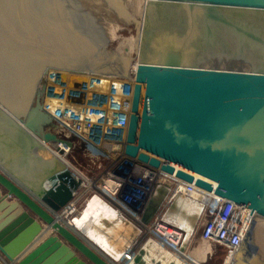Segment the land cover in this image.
I'll return each mask as SVG.
<instances>
[{"label": "water", "instance_id": "1", "mask_svg": "<svg viewBox=\"0 0 264 264\" xmlns=\"http://www.w3.org/2000/svg\"><path fill=\"white\" fill-rule=\"evenodd\" d=\"M114 2L122 4L107 0L106 7ZM140 9L124 152L250 209L255 217L235 264H264V256H254L256 239L264 238V0H141ZM0 15L1 151L16 150L18 135L21 146L43 150L59 138L46 130L52 120L41 103V79L102 72L111 58L122 71L130 53L118 44L105 54V25L97 47L85 40L95 30L84 25L94 6L81 0H0ZM52 163L32 191L24 175L16 178L0 163V254L12 264H118L114 259L135 243L140 226L110 211L90 217L79 232L72 229L44 203L50 198L59 208L70 199L63 179L59 199L45 190V179L65 169L59 160ZM167 191V185L155 188L141 224L151 221ZM168 212L196 226L197 215L182 197ZM88 231L104 241L103 251ZM177 257L147 240L129 264H187Z\"/></svg>", "mask_w": 264, "mask_h": 264}, {"label": "built area", "instance_id": "2", "mask_svg": "<svg viewBox=\"0 0 264 264\" xmlns=\"http://www.w3.org/2000/svg\"><path fill=\"white\" fill-rule=\"evenodd\" d=\"M136 64V60L128 64L122 74L55 72L40 83L43 110L52 120L46 130L59 138L56 145L59 153H64V163L68 165L67 154L75 145L86 152L91 163L87 172L69 166L76 170L75 180L63 176L68 168L65 165L66 169L59 172V182L65 178L70 193L60 213L69 221L67 225L79 232L72 219L80 216L96 197L104 206L109 205L110 211L126 216L141 228L135 243L123 255L131 258L142 243L152 240L158 249L181 257L197 236L222 251L221 264H235L236 254L255 217L251 210L124 152ZM160 185H167L168 191L151 221L141 224L144 207ZM178 196L196 213L194 228L168 212ZM81 198L83 201L78 204ZM0 260L12 264L1 254Z\"/></svg>", "mask_w": 264, "mask_h": 264}, {"label": "rangeland", "instance_id": "3", "mask_svg": "<svg viewBox=\"0 0 264 264\" xmlns=\"http://www.w3.org/2000/svg\"><path fill=\"white\" fill-rule=\"evenodd\" d=\"M81 1H83V3H88V4H91L94 6V19H95V21H100L99 22L100 25H97V23L94 25L95 30L99 29V28H101V30H102V28L105 25V29H103V31H102V36L107 37V40L109 39L106 43V46H105V50H104V51H106L105 54L111 55L110 54L111 52L115 53L114 50L118 46V44H119L118 51H123L121 48L123 47V45H126V46H128V48H127L128 52H126V54L127 55L129 53L130 54L127 57L123 56L122 66L126 67L128 64H131L132 62H134L136 60L135 54L133 53V51L136 50L134 41H135V37L138 33V25H139V21H140V17L138 14H141L140 13L141 9L139 11V8L141 7V0H117V1L121 2L122 4L121 5H119V4L115 5V2H114V3H112L111 8H108V6L106 7L105 1H107V0H99L101 2H104L103 5H101V4L98 5L97 3H95V0H81ZM124 2L127 3L129 6L125 5ZM134 4L136 5L135 9L137 10L138 13L135 12L134 14H136V16H133L131 18V17H129L128 14L132 13L131 9L133 8ZM80 5L83 6V4H80ZM128 17H129V20H128ZM3 18H4V16L0 15V19H3ZM126 20H128V21H126ZM99 39L100 38H98V41H99ZM104 39L105 38L101 39V42H103ZM119 41H120V43H119ZM76 52H80V51H76ZM107 63H108V65L107 64L103 65L104 72L109 71V72H114V74H122L120 68L114 69L115 66H112L113 65L112 64L113 63L112 58L107 60ZM109 63H110V65H109ZM96 67H102V66H100V64H99ZM115 68H117V67H115ZM3 126H4V124L3 125L0 124V130H2ZM6 130H7V128H6ZM8 130H9V128H8ZM15 134H17V133H14V135ZM2 136H3V137H1L2 140L9 138L8 133L2 134ZM16 138L20 141V144L24 143L23 139H21L19 135ZM32 142L34 143L35 141L32 140ZM20 144L18 145V147L16 148L15 151L25 150V147L23 145L21 146ZM47 144H49V146H47L46 150H44V149L43 150H36L34 148H33L34 150H31L29 160L31 159V163L34 164V166L37 165L39 168H43L46 165H48V163L50 164L52 160H56L55 157L50 160V158H52L51 156H54L52 153V151H54V149L51 146H55V144L54 143H47ZM50 144H51V146H50ZM58 154H59V152H57V155ZM10 156H12V154L11 155H5V159L8 160ZM1 157H3V156H0V161H1V159L4 158V157L3 158H1ZM34 157H36L35 160H34ZM48 159H49V161H48ZM46 160H47V162H46ZM66 160L70 163L71 167H75L76 169H81L84 172H87V170H86L87 167L91 166V163H89L88 155L78 145H75L73 148H71V150L67 154ZM15 172L19 173L18 170H15ZM73 173L77 175L75 170L73 171ZM14 175H16V174H14ZM64 183H65V180L63 179L62 184H64ZM78 201H79L78 204H80L83 200L81 198ZM44 203H46L48 206H50L57 213L59 212V214H60V211L62 210L63 206L62 207L59 206V208L56 207V205H55L56 201L55 200L48 198V200L44 201ZM64 220H66V219H64ZM68 224H69V221H68ZM261 224L264 225V219L261 220ZM88 235L91 239H94L98 244H101V245L104 244V241L100 237L95 236L91 231H88ZM193 240H197L195 242V244L197 246H201L200 249H202V250H201V253L200 252L198 253V255H200L198 257L202 260L203 264H221V262H222V257H220L221 252L215 250L212 247V245L198 240L197 236ZM88 241H89V239H88ZM256 244H257L255 247L256 253H254V256L256 258H258L259 256L260 257L264 256V238L256 239ZM93 245L95 246L94 243H93Z\"/></svg>", "mask_w": 264, "mask_h": 264}, {"label": "crops", "instance_id": "4", "mask_svg": "<svg viewBox=\"0 0 264 264\" xmlns=\"http://www.w3.org/2000/svg\"><path fill=\"white\" fill-rule=\"evenodd\" d=\"M35 139V138H34ZM33 139V140H34ZM6 141V140H4ZM35 141V140H34ZM37 143L36 141L33 143L35 144ZM41 145V144H40ZM56 146V144H55ZM25 150H21V151H15V150H11L8 149L7 147V151H1V147H0V153L2 154L3 159H1L0 163L1 165H3L4 167L8 168V172L12 175H14L16 178L17 176H22L24 175V186L25 188H27L28 190L32 191V187H33V183L38 180L43 174H46L47 171L53 166V163L51 161V163L48 165H46L43 168H39L37 165L34 166V164L31 163V159L29 160L30 157V152L31 150H34L31 146H24ZM41 147L46 150L47 146L46 145H41ZM12 152V153H11ZM40 152V151H39ZM9 157L8 160L5 159V155H11ZM36 154V153H35ZM34 154V155H35ZM53 159L54 156H51ZM36 159V157H34V160ZM47 159V158H46ZM58 160V159H56ZM49 161V159H48ZM47 162V160H46ZM60 162L64 163V160H60ZM68 163V162H67ZM64 165L66 166L67 170L70 171V173H73V171L75 169H71L69 166H71L69 163L68 165H66L64 163ZM65 168V169H66ZM15 170H18L19 173L15 172ZM66 170V171H67ZM73 170V171H72ZM76 171V170H75ZM14 173V174H13ZM76 176V175H75ZM77 178V177H76ZM104 207V208H103ZM112 209L109 205L104 206L98 198L94 197L90 202H88V204L86 205V207L83 209L82 213L80 216H76L74 218V227H77L79 229H81V227L83 226L84 222L87 221L90 217L92 216H96L99 212H106V213H110V210ZM114 210V209H113ZM56 214V213H55ZM60 216V215H59ZM63 218H65L64 216H62ZM62 218V219H63ZM64 220V219H63ZM65 221V220H64ZM82 221V222H81ZM66 222V221H65ZM67 223V222H66ZM73 227V226H72ZM49 230L44 231L43 236H41V238L39 239V241L48 234ZM197 240H192L189 244V247L186 249V252L184 253V255H182L181 258L184 262H186L187 264H203L202 260L198 257L200 255H198V253H201V246H197L195 244ZM154 242V241H153ZM155 243V242H154ZM143 244V243H142ZM141 244V245H142ZM101 245V244H100ZM141 245L135 250V253L137 252V250L141 247ZM156 245V244H155ZM101 251H103V248L105 247V243L101 245ZM157 246V245H156ZM99 248V247H98ZM100 249V248H99ZM164 251V250H162ZM168 253V252H167ZM170 256H175L173 254L168 253ZM216 255V254H215ZM177 257V258H178ZM132 258V256H131ZM129 255H123L121 258L120 256L117 257L114 260H117L118 262H121L122 264H129V261L131 260ZM119 264V263H118Z\"/></svg>", "mask_w": 264, "mask_h": 264}, {"label": "bare ground", "instance_id": "5", "mask_svg": "<svg viewBox=\"0 0 264 264\" xmlns=\"http://www.w3.org/2000/svg\"><path fill=\"white\" fill-rule=\"evenodd\" d=\"M95 3H97L98 5L99 4H101V3H99L98 2V0H96L95 1ZM96 4V5H97ZM102 5V4H101ZM115 5H117V4H115ZM118 10V9H117ZM141 13V12H140ZM85 20H87V23L86 24H84L85 26H86V28H88V27H92V26H94L96 23H97V25H100V21H95V19H94V17H91V19H85ZM45 23H47V22H45ZM74 24V22L72 23V25ZM100 30H101V28H99V30L98 31H95V30H92L91 29V32H89V33H87L85 36H84V38H85V40L87 41V40H89L90 41V39H91V42H92V45L93 46H95V47H97V45H98V43L100 44V42L98 41V38H99V35H100ZM100 38H103V36H101ZM107 37H105V39L103 40V42L104 41H106L107 39H106ZM137 40V39H136ZM103 42H101V43H103ZM134 44H135V49H136V42H134ZM127 48H128V46H127ZM122 49V48H121ZM90 59V58H89ZM43 81V79H41V82ZM44 145H46V146H49V144H47V143H45ZM50 146H51V144H50ZM53 149H54V151H52V153H53V155H54V157L55 158H57L58 160H64L63 158H64V156H63V154L64 153H59L58 155H57V150H58V148H55V147H59L58 145H56V146H51ZM62 147V149H63V151L66 149V151H67V148L66 147H63V146H61ZM65 172V174H63V176L65 177V178H68V179H71V180H75L76 179V174H74V173H70V171L69 170H67V171H64ZM63 172V173H64ZM76 175V176H75ZM65 178H63L64 180H65ZM44 184H45V190L46 191H48L49 192V194H51L52 196H54L56 199H59V195L57 194L58 193V191H59V173L58 174H56V175H54V176H51L50 178H47V179H45V181H44ZM64 185V184H63ZM71 186V185H70ZM183 203H181V205H182ZM60 218V216H58L57 215V218ZM177 219H178V221L179 222H184V220L183 219H181L180 217H177ZM63 220V219H62ZM66 221V220H65ZM253 221V220H252ZM256 221V220H255ZM67 223H68V221H66ZM65 222V223H66ZM251 227H252V225H251ZM47 230H50L49 228H47L46 229V231ZM45 237V236H44ZM43 237V238H44ZM42 238V239H43Z\"/></svg>", "mask_w": 264, "mask_h": 264}, {"label": "trees", "instance_id": "6", "mask_svg": "<svg viewBox=\"0 0 264 264\" xmlns=\"http://www.w3.org/2000/svg\"><path fill=\"white\" fill-rule=\"evenodd\" d=\"M217 251L221 252L220 257H222L223 256L222 251L220 249H218Z\"/></svg>", "mask_w": 264, "mask_h": 264}]
</instances>
